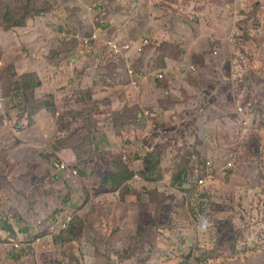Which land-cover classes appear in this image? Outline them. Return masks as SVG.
I'll use <instances>...</instances> for the list:
<instances>
[{"label": "rangeland", "instance_id": "374dc122", "mask_svg": "<svg viewBox=\"0 0 264 264\" xmlns=\"http://www.w3.org/2000/svg\"><path fill=\"white\" fill-rule=\"evenodd\" d=\"M123 1L131 8L139 0ZM108 2L106 11L124 7L120 0ZM230 2L233 9L227 10L231 16L238 25L239 20L245 24L244 28L233 25L238 30L233 41L203 38L196 55L181 48L188 45L180 38L165 42L146 35L141 39L142 51H156L163 61L167 57L177 62V74L170 80L156 75L169 92L167 101L173 102L175 111L169 112L168 122L178 133L167 131L164 119L159 118L160 109L148 115L144 114L147 109H140L138 122L146 116L153 118L144 128L150 136L132 145L116 139V149L107 136L90 134L95 129L93 119L70 126L65 122L69 110H57L49 95L35 97L40 82L31 64H36L38 52L33 46L17 43L16 30L20 29L11 26L6 30L1 26L6 22H0V102L11 103L15 110L6 115L7 108H0V264H264V0ZM50 3L53 9L74 4L86 15L92 9L91 16L101 25L97 5L102 0ZM155 3L160 5L159 0ZM22 4L21 0H0V7L17 9L15 13H20L17 6ZM220 13L222 17L223 9ZM64 59L52 50L43 56L46 64L56 67H63ZM187 66L195 71L186 72ZM31 82L36 86L31 88ZM78 95L86 99L85 94ZM239 98L259 102V117L252 120L263 129V135L243 134L232 125L230 117L239 119L233 111ZM81 108L82 116L94 114L93 104L87 100L81 102ZM39 109L48 112L42 119L46 133L32 128V120L25 126L21 122L22 114ZM120 111H112L113 121L121 120ZM51 115L57 124H50ZM7 117L9 126L1 123ZM58 130L71 149L67 152L74 151L76 160L85 161L67 162L63 177L57 164L65 160L53 157L52 135ZM13 131L36 147L18 145ZM92 136L93 144L102 148L100 157L92 151ZM191 142L194 150L202 149L203 159L213 160L212 169L219 168L214 178H207L211 169L200 157L185 162L181 156L185 148L192 153ZM151 155L156 156L150 162ZM224 162H232V166L226 168ZM181 164L186 166L176 176ZM202 175L206 179L201 187L189 182ZM170 179L173 186L166 195L163 184ZM77 215L84 224L72 239L64 235L68 225L64 229L63 222ZM101 225L107 229L105 236ZM143 229L144 238L133 237ZM9 237L22 246L14 247Z\"/></svg>", "mask_w": 264, "mask_h": 264}, {"label": "crops", "instance_id": "0c3cea01", "mask_svg": "<svg viewBox=\"0 0 264 264\" xmlns=\"http://www.w3.org/2000/svg\"><path fill=\"white\" fill-rule=\"evenodd\" d=\"M157 1L139 0L135 3V6L132 4L129 8L126 7L125 1L120 0L124 7H120L121 4L119 3L120 9L106 11L109 2L108 0H102V3L97 5V13H100V23L101 21L104 22L98 26L94 19L95 15L91 16L90 11L92 9H89L86 15L83 13L84 9L81 7V9H75V5L72 4L62 7L54 6L55 9L27 20L24 27H16L15 29H20L19 32L16 30L20 38L19 40L16 36L17 43L19 44L21 41L27 47L33 46L38 52L36 64H31L33 73L40 82L35 97L43 96L44 98V96L49 95L50 98L52 97L51 103L56 104L57 110H69L70 114L65 118V122L74 127L75 124L79 126L86 122L84 116L79 112L82 110L81 102L87 100L92 103L94 114L91 119H93L95 129L91 130L90 134L94 135L96 133L95 137L97 138L107 136L112 149H116L114 143L116 139L124 141V144L132 145L138 139H147L150 136L144 128L147 120L153 118L146 116L144 120L141 119L138 122L142 112L146 109H156L157 112L160 109L159 118L164 119L162 121L166 124L167 131L178 133L175 126L168 122L171 114L175 111L173 102L167 101L164 94L169 92L159 84L156 75V73H163L164 77L170 80L177 74L174 71V66H178L177 62L167 57L163 61L160 59V55L156 54V51H142L141 39L146 35L165 42L180 38L188 45V47L181 46L182 49L198 55L200 52L198 43L203 38L213 42L229 39L232 33L237 30L232 28L233 25L244 28L245 24L238 25L236 18L230 15L229 12L231 11L227 10L233 9L230 0H176L175 4L171 5L168 4L173 3L170 2L172 0H159V6L155 3ZM86 3L90 5L93 2L86 1ZM183 9L188 10L184 11ZM222 9L224 15L220 17ZM92 31H97L100 37L93 42L92 47L89 49L76 45L79 44L77 40L71 38L77 32L85 34ZM149 40L153 45L150 38ZM108 41L115 42L116 50L119 51L121 47V51H119L117 58L110 62L111 68L107 72H103L102 68L105 67L104 63H106L109 54ZM47 45L48 48H46ZM215 46L218 47L217 44ZM48 50L60 55L68 52L64 59L65 65L63 67H60V65L58 68L46 64L43 56L47 54ZM149 52H151L150 55ZM180 55H185L184 51H180ZM139 60L142 62V68L136 66ZM160 63L163 66L159 67ZM133 65L138 68L137 71L132 68ZM16 66L19 65L16 63ZM130 68L135 71L133 76H130L131 84L126 81V84L119 82L109 86L101 80L103 78L110 81L109 74L116 76L124 69ZM185 69L187 72L188 66ZM162 89L165 90L164 94ZM78 93L85 94L86 99L80 97ZM1 107L7 108L6 115L15 114V110L11 108V103L8 104L2 101L0 102ZM112 111H120L118 116L121 120L113 121L111 118ZM47 114L48 112L45 109H39L33 114L25 113L21 115V122L25 126L29 120H32V128L38 132H45L42 119ZM51 116L50 124H57L56 117ZM231 121L232 125L239 124L238 121L232 119ZM1 123L9 126L8 117L3 119ZM203 125L204 122H200V127H203ZM116 129H118L117 135H119L117 138L114 136ZM59 132L61 133L58 130L52 135V142L56 138L61 139L58 147L53 148V157L62 160L60 154H65L70 158H75V160H71L73 163L85 162L84 160H76L78 155L74 151L72 153L67 152L71 149L66 147L65 136H59ZM12 133L15 136L17 135L18 145H26L28 148L36 147L35 144H30L21 134H17L15 131ZM12 138L15 139V137ZM91 140L93 153L100 157L102 155L101 146L93 144V136ZM123 145H120V149L123 148ZM210 151L211 149L207 148V152ZM34 156L38 157L37 154H34ZM155 156L151 155L150 158ZM57 169L63 177L62 170ZM58 185L59 183H56L54 186L58 189ZM171 186H173V182L170 179L169 184H163V193L168 195V189ZM101 233L104 236L107 233L104 225H101ZM145 235L146 231L143 229L137 230L133 237L144 238ZM180 244L181 242L178 241V245Z\"/></svg>", "mask_w": 264, "mask_h": 264}, {"label": "trees", "instance_id": "16d2710c", "mask_svg": "<svg viewBox=\"0 0 264 264\" xmlns=\"http://www.w3.org/2000/svg\"><path fill=\"white\" fill-rule=\"evenodd\" d=\"M12 1H13V3L15 2V0H12ZM50 1L49 0H43L42 2H36L35 3L34 0H21V2L23 4L21 6H17V8L19 9L20 13H15V10H17V9H3L2 7H0V22H6L5 24H2V25L0 24V25L3 28H5L6 30L9 29L11 26L12 27H24V25L27 23V20H30L31 18H34L36 16H40V15L50 11L51 9H53V5H52V3H50ZM229 13L231 15V12H229ZM13 19H14V21L10 22ZM100 19H99V22H100ZM7 22H10V23H7ZM241 22H243V21L242 20L238 21L239 24ZM257 23L258 22H256V24ZM91 33L92 32H89L88 34L90 35ZM76 45H81V47H83L85 49H89L90 47H92L93 41H91L88 46H84L82 44H76ZM108 47H109V54L107 56L106 63H104L105 67L102 68L103 72H107L111 68L110 62L114 61L117 58V56H118L117 53H113L112 54V52H111L112 48L110 46H108ZM70 50H68V51H70ZM67 53L68 52L64 53L62 55V58L65 57V55ZM112 56H113V58H112ZM136 66L142 68L141 60L138 61ZM136 66L135 65L132 66V68L135 71L138 70V68ZM134 70H133V72L135 73ZM194 71H195V68L192 67V66H189L188 69H187L188 73L194 72ZM109 78H110V81H108L107 79H103V78H101V80L103 82H105L106 84H108L109 86L117 84L119 82H123V84H126V81L130 82V84H131V77L129 75V70L128 69H124L122 72H119L116 76H113L112 74H109ZM39 84L40 83H38V85ZM34 86H36V83L31 82L30 83V87L33 88ZM165 95L166 94H164V96ZM47 97H49V96H47ZM93 108H94V106H93ZM91 116L92 115L88 114L87 116H84V119L87 121L88 119L91 118ZM230 118L233 120L232 117H230ZM52 143H53L54 147H58V145L61 143V139L60 138H56ZM194 145H195L194 142H191L190 145H189V147L191 149H193L192 153L190 152V149H188V148H185V153H181V156L185 159V162H190V159L192 160L194 158V156L197 159L199 158L198 155L202 152V149L199 150V151H196V150H194ZM195 152H198V155ZM60 157H61V159H64V160H66L68 162H71V160H75V158H70V157L66 156L65 154H60ZM151 160H152V158H150V162H151ZM157 160L159 162V158H157ZM183 165L186 166V164L178 165L177 168H180V170L176 173V176L182 175L181 166H183ZM176 171H177V169L175 170V172ZM194 171H195V169L193 167H191L190 175L193 176L194 175L193 174ZM187 174H189V171H188ZM189 182H190V180H189ZM179 184L182 185V182L180 181ZM192 209L195 211L194 208H192ZM159 212L161 213V211H159ZM83 224H84L83 220H81V217L79 215H77L75 218H73L69 222L68 229L66 230V233L64 235H66V236H68V237H70L72 239L77 237L79 235V233L81 232V230H82Z\"/></svg>", "mask_w": 264, "mask_h": 264}, {"label": "clouds", "instance_id": "9594fccd", "mask_svg": "<svg viewBox=\"0 0 264 264\" xmlns=\"http://www.w3.org/2000/svg\"><path fill=\"white\" fill-rule=\"evenodd\" d=\"M238 30H235L233 33H232V36L229 38V40L230 41H233V36L236 34V32H237ZM84 32H86V30H84ZM95 31H93L90 35L88 34V32L87 33H79V32H77V33H75V34H73L72 36H71V38L72 39H76L77 40V42L79 43V44H82V45H84V43L82 42V39L81 38H83V36H87V37H91L92 35H93V33H94ZM235 33V34H234ZM77 35H79V37L80 38H78L77 37ZM97 35H98V37L96 38V39H91L90 40V42L91 41H93V42H95L99 37H100V35H99V33H97ZM145 41H147V43H144L145 45H147V44H149V41L148 40H145ZM144 41V42H145ZM89 42V43H90ZM110 42H112V41H110ZM113 44H115V42H112ZM89 44H87V45H84V46H88ZM107 46H110V44H109V41L107 42ZM111 47V46H110ZM112 48V50H111V52L112 53H117V54H119V51H121V47L119 48V51H117L116 50V48L114 49L113 47H111ZM129 71L130 70H132V68H130V69H128ZM133 71V70H132ZM133 74H134V72H133ZM133 74H129L130 76H133ZM159 74H161L163 77H164V74H162V73H159ZM158 74V75H159ZM1 79V78H0ZM240 99V98H239ZM248 99H250V98H248ZM252 100V99H251ZM253 101V103H254V106H255V114L254 115H251V116H247V115H244V114H241V113H238L237 111H236V107H235V105H236V101H235V103H234V105H233V109L235 108V110H234V113L235 114H237V115H239V119H235V121H238L239 122V124L237 125L239 128H240V130L243 132V134H246V133H248V135H260V134H262V130L263 129H261V128H257V127H255L254 126V124H253V118L255 117V116H257V117H259V108H260V104H259V102H256V101H254V100H252ZM151 112H155V113H157V110H149V109H147V111L144 113V114H146V115H148V114H150ZM245 120H247L248 122H247V124H244V121ZM254 130H258V132H255ZM263 135V134H262ZM236 137H239L238 135H235ZM230 149H233V148H230ZM234 150H236V149H234ZM212 153H213V150H212ZM198 157H200L202 160H204V163L206 164V167L210 170V171H208L207 172V175L208 174H211L212 175V177H208L207 176V178H214L216 175H217V173H218V171H219V168L217 169V168H215V169H212L211 168V165H213V160L212 159H203L202 157H203V152H201L200 154H199V156ZM239 157V156H238ZM238 157H237V160H236V163H237V165L239 164V160H238ZM199 158V159H200ZM207 160H210L211 161V164L210 165H208L207 163H206V161ZM66 163H67V161H66ZM68 164V163H67ZM224 165H225V167L226 168H229L230 166H232V162H228V163H226V162H224ZM233 170H235V168H233ZM232 170V171H233ZM63 171V170H62ZM190 181H193V184H194V186H196V187H198L197 185H196V183L194 182V179H191ZM191 183V182H190ZM199 187H201V186H199ZM72 220V217H71V219H70V221ZM69 221V222H70ZM69 222H68V226H69ZM64 229H66V227L64 228ZM11 238H14V239H16L15 237H9V240H10V242H11ZM12 243V242H11ZM21 246H22V242H21Z\"/></svg>", "mask_w": 264, "mask_h": 264}, {"label": "built area", "instance_id": "2783aa9c", "mask_svg": "<svg viewBox=\"0 0 264 264\" xmlns=\"http://www.w3.org/2000/svg\"><path fill=\"white\" fill-rule=\"evenodd\" d=\"M103 22L104 21H101V23H103ZM97 33L98 32L95 31L91 37L83 36V38H81V39H82V42L84 43V45L89 44L91 39H96L98 37ZM77 37L80 38L79 35H77ZM144 43H147V41H145ZM109 44L114 49L116 48V45L113 44L112 42L109 41ZM129 74H133V71L130 70ZM159 77L162 78L163 76L160 74ZM0 82H1V79H0ZM235 107H236V111L238 113H241V114H244V115H247V116L254 115L255 111H256L254 103H253V101L251 99H237ZM155 114H153V116H155ZM247 122L248 121L245 120L244 124H247ZM194 158H195V156H194ZM206 163L208 165H210L211 161L207 160ZM57 166L59 167V169L65 170L68 167V164L66 162H62L60 164H57ZM207 176L208 177H212L211 174H208ZM193 179H194V182L196 183V185L199 187V186H202V184H204L206 176L202 175V176H198L197 178H193ZM71 217L72 216H68L67 220L63 222L64 228L67 227L68 222L70 221ZM11 242L14 244V247H19L21 245V242L16 240V239H14V238H11Z\"/></svg>", "mask_w": 264, "mask_h": 264}]
</instances>
